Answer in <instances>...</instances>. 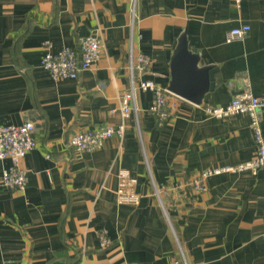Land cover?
Here are the masks:
<instances>
[{"label": "crops", "instance_id": "obj_1", "mask_svg": "<svg viewBox=\"0 0 264 264\" xmlns=\"http://www.w3.org/2000/svg\"><path fill=\"white\" fill-rule=\"evenodd\" d=\"M242 25L249 31L226 42ZM90 34L100 56L76 79L42 67L44 42L56 52ZM183 35L197 67L216 69L199 105L167 90ZM130 51L150 62L142 78L168 91L163 123L149 113L150 91H137L136 112L121 116ZM244 88L264 97V0H0V126L33 122L38 142L21 163L23 191L3 185L10 161L0 159V264H171L181 254L189 264H264L263 174H213L204 191L192 184L254 157L246 115L203 110ZM120 123L124 137L98 150L68 146L77 132ZM259 126L264 138V109ZM121 169L136 179L138 205L117 201Z\"/></svg>", "mask_w": 264, "mask_h": 264}, {"label": "built area", "instance_id": "obj_2", "mask_svg": "<svg viewBox=\"0 0 264 264\" xmlns=\"http://www.w3.org/2000/svg\"><path fill=\"white\" fill-rule=\"evenodd\" d=\"M237 7L241 0H233ZM248 25L232 28L226 37V42L242 38L248 31ZM44 53L41 59L42 67L54 79H76L78 75L89 69L99 58L102 42L96 35L90 34L81 37L78 47H63L53 52L49 42H44ZM148 58L139 53L128 56V71L130 74V88L121 94L119 110L123 119L129 118L136 112L137 91H150L153 101L149 109L152 117L160 123L166 121L171 110L168 107V91L154 83L152 80L143 79L142 76L149 71ZM264 109V97L253 95L247 88L235 95L227 104L220 106L205 105L204 112L215 119H224L234 115H246L252 129L255 142V155L252 159L235 166L214 168L203 172L193 180V186L197 191H204L205 179L213 174L221 172H261L264 176V138L259 126V114ZM125 134V126L120 123L116 126L96 125L73 134L68 140V146L77 153L90 152L100 149L104 142L110 138L122 139ZM35 125L26 121L19 125L0 126V159H9L10 165L2 172V183L10 189L23 191L27 185V170L22 166V160L27 153L37 146ZM118 187L116 197L119 203L138 205L140 196L135 192L136 179L129 171L121 169L117 173ZM101 247L109 244V238L99 233ZM171 264H189L184 255L173 259Z\"/></svg>", "mask_w": 264, "mask_h": 264}, {"label": "water", "instance_id": "obj_3", "mask_svg": "<svg viewBox=\"0 0 264 264\" xmlns=\"http://www.w3.org/2000/svg\"><path fill=\"white\" fill-rule=\"evenodd\" d=\"M198 56L187 48L183 35L171 59V75L167 90L193 104H201L205 93L213 90L214 73L211 67L198 68Z\"/></svg>", "mask_w": 264, "mask_h": 264}]
</instances>
